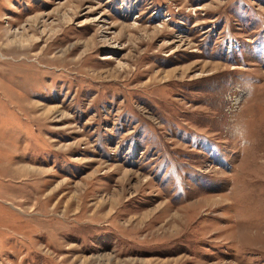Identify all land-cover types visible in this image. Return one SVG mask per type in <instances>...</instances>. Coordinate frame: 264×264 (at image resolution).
Instances as JSON below:
<instances>
[{
    "label": "rangeland",
    "instance_id": "rangeland-1",
    "mask_svg": "<svg viewBox=\"0 0 264 264\" xmlns=\"http://www.w3.org/2000/svg\"><path fill=\"white\" fill-rule=\"evenodd\" d=\"M0 264H264V0H0Z\"/></svg>",
    "mask_w": 264,
    "mask_h": 264
}]
</instances>
